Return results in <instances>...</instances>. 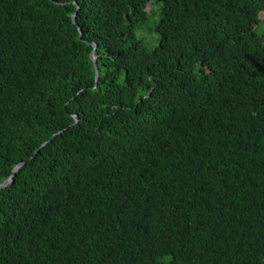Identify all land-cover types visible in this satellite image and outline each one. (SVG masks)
I'll return each mask as SVG.
<instances>
[{
	"label": "trees",
	"instance_id": "obj_1",
	"mask_svg": "<svg viewBox=\"0 0 264 264\" xmlns=\"http://www.w3.org/2000/svg\"><path fill=\"white\" fill-rule=\"evenodd\" d=\"M263 20L0 0V264H264Z\"/></svg>",
	"mask_w": 264,
	"mask_h": 264
},
{
	"label": "water",
	"instance_id": "obj_2",
	"mask_svg": "<svg viewBox=\"0 0 264 264\" xmlns=\"http://www.w3.org/2000/svg\"><path fill=\"white\" fill-rule=\"evenodd\" d=\"M75 16H76V11L74 12V14L72 15V22L75 21ZM81 36V31L79 30V38ZM95 45H93V51H92V55H91V61L93 63V67H94V74H95V84H97L98 81V71H97V67H96V57L94 55L95 52ZM23 166V164L18 165L16 168H14V170L12 171V174L10 175V177L3 183L0 184V189L2 188H6L8 186H10L13 181H14V177L15 174L21 169V167Z\"/></svg>",
	"mask_w": 264,
	"mask_h": 264
},
{
	"label": "rangeland",
	"instance_id": "obj_3",
	"mask_svg": "<svg viewBox=\"0 0 264 264\" xmlns=\"http://www.w3.org/2000/svg\"><path fill=\"white\" fill-rule=\"evenodd\" d=\"M154 7L152 6H148L146 8V11H151L153 10ZM148 30H142L140 32L137 33V35L139 36V38L143 39V42H146V40H148ZM255 32L257 35H263L264 34V20L258 25V27L255 29Z\"/></svg>",
	"mask_w": 264,
	"mask_h": 264
}]
</instances>
